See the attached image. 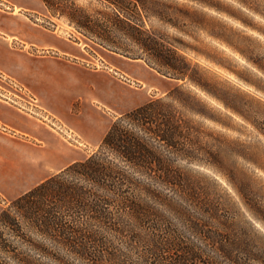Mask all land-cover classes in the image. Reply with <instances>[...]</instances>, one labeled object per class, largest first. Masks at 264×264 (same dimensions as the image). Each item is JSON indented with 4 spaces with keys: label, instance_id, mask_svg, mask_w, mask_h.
Returning <instances> with one entry per match:
<instances>
[{
    "label": "rangeland",
    "instance_id": "rangeland-1",
    "mask_svg": "<svg viewBox=\"0 0 264 264\" xmlns=\"http://www.w3.org/2000/svg\"><path fill=\"white\" fill-rule=\"evenodd\" d=\"M119 5L131 23L140 24L141 36L158 54L148 55L134 41L130 33L138 35L137 30L114 23L118 8L106 0H0V98L18 100L12 92L19 90L9 82L17 79L8 73L26 82L36 79L29 57L61 58L73 65L70 74L81 82V91L73 97V113L83 103L84 114L87 103L101 105L90 92L94 81L120 79L141 89L147 99L166 97L169 89L179 86L180 99L165 100L188 121L193 142L191 158L176 163L201 194L199 206L179 198L175 202L182 210L159 211L163 219H156L157 224H166L205 248L174 211H189L194 217L215 211L239 238L244 253L238 256H247L248 264H264V0H126ZM51 40L64 43L67 51ZM173 51L177 56L172 57ZM138 54L155 68L131 58ZM166 57L176 65L183 59L189 76L162 74L168 70ZM123 61L138 64L127 69ZM23 106L28 112L27 104ZM124 112L107 114V129ZM30 114L41 122L59 123L60 118L70 125L57 113V118ZM99 144L82 147L83 155ZM2 209L17 211L0 197ZM212 225L221 226L217 220ZM208 252L222 264H231L216 251Z\"/></svg>",
    "mask_w": 264,
    "mask_h": 264
},
{
    "label": "trees",
    "instance_id": "trees-1",
    "mask_svg": "<svg viewBox=\"0 0 264 264\" xmlns=\"http://www.w3.org/2000/svg\"><path fill=\"white\" fill-rule=\"evenodd\" d=\"M106 1L118 8L114 23L137 30L130 33L134 41L148 55L158 54L140 24L122 14L119 2L126 0ZM172 57L164 59L168 70L161 73L189 76L186 62L176 65ZM131 58L155 68L142 54ZM180 91L174 86L166 97L179 100ZM166 97L124 112L94 152L8 200L17 211L0 210V264H222L209 250L231 264H248L247 256H238L244 253L239 238L215 211H201L202 217L174 211L207 249L157 224L159 211L182 210L179 198L199 206L201 194L176 163L192 156L191 127Z\"/></svg>",
    "mask_w": 264,
    "mask_h": 264
},
{
    "label": "crops",
    "instance_id": "crops-1",
    "mask_svg": "<svg viewBox=\"0 0 264 264\" xmlns=\"http://www.w3.org/2000/svg\"><path fill=\"white\" fill-rule=\"evenodd\" d=\"M49 42L67 51L64 43L55 40ZM29 58L36 67V79L32 82L23 81L3 70L23 83L12 79L9 81L20 91L12 92L18 100L0 98V197L6 200L16 198L71 162L85 158L82 147L96 146L101 142L109 125L107 114L122 113L148 100L141 89L137 90L120 79L110 78L94 81L90 88L91 95L101 105L87 103L88 112L84 114L86 103H83L73 113V97L81 91V82L70 74L73 65L61 58ZM137 64L136 61H123L127 69L135 68ZM28 93L36 98L37 104L47 113L56 118L57 113L65 118L71 126L60 118L58 121L72 131L76 141L31 115L34 107L29 105ZM23 94L27 95L26 98ZM66 99H70V103L63 104L64 108L60 109L59 103H66ZM19 100L27 104L30 113L23 109V104L19 105ZM67 106L68 110L65 108ZM71 145L76 148L73 149Z\"/></svg>",
    "mask_w": 264,
    "mask_h": 264
},
{
    "label": "built area",
    "instance_id": "built-area-1",
    "mask_svg": "<svg viewBox=\"0 0 264 264\" xmlns=\"http://www.w3.org/2000/svg\"><path fill=\"white\" fill-rule=\"evenodd\" d=\"M26 93V92H25ZM29 94V96H30V100H29V105H31L32 107H34V108H32L33 109V111L32 112H35L36 111V113H38V112H42L43 114H44V116H42L43 118H49V116H51L49 113H47L44 109H42L38 104H37V101H36V98L33 96V95H30V93H28ZM35 109V110H34ZM50 124L54 127V128H56V129H58L61 133H63L67 138H69L70 140H72V141H76L75 140V137H74V135H73V133H72V131L71 130H69V129H67L60 121H59V123L57 122H55L53 119L50 121Z\"/></svg>",
    "mask_w": 264,
    "mask_h": 264
},
{
    "label": "bare ground",
    "instance_id": "bare-ground-1",
    "mask_svg": "<svg viewBox=\"0 0 264 264\" xmlns=\"http://www.w3.org/2000/svg\"><path fill=\"white\" fill-rule=\"evenodd\" d=\"M14 36L12 35L10 38H13Z\"/></svg>",
    "mask_w": 264,
    "mask_h": 264
}]
</instances>
